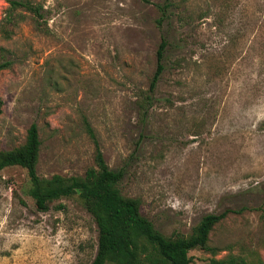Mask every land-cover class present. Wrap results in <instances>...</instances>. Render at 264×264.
Returning a JSON list of instances; mask_svg holds the SVG:
<instances>
[{
  "label": "rangeland",
  "instance_id": "obj_1",
  "mask_svg": "<svg viewBox=\"0 0 264 264\" xmlns=\"http://www.w3.org/2000/svg\"><path fill=\"white\" fill-rule=\"evenodd\" d=\"M42 17L0 0V151L41 140L37 173L94 165L87 121L125 196L163 234L189 235L208 213L213 252L264 264V0H29ZM166 69L145 120L162 38ZM20 166L0 170V264H89L97 230L78 194L40 211ZM112 264V263H107Z\"/></svg>",
  "mask_w": 264,
  "mask_h": 264
},
{
  "label": "trees",
  "instance_id": "obj_2",
  "mask_svg": "<svg viewBox=\"0 0 264 264\" xmlns=\"http://www.w3.org/2000/svg\"><path fill=\"white\" fill-rule=\"evenodd\" d=\"M8 2L10 11L21 7L37 17H42L39 7L29 0ZM171 6L170 0L158 5L161 11V17L157 19L159 25L168 18ZM169 48L168 40L163 37L157 49L156 69L151 77L148 92L137 101L141 120H145L153 104V91L166 69L165 58ZM3 66L5 65L1 64L0 69ZM84 128L94 146V165L87 167L83 175H38L36 169L41 140L35 123L29 126L22 145L0 151V170L15 165L26 170L31 184L29 195L40 211H46L54 200L73 194L79 195L97 230L96 253L89 264H191L189 251L200 248L213 252L214 249L208 245L212 228L229 213H241L247 208L225 209L220 213L205 214L189 235L167 236L142 214L138 198L121 193L119 183L123 178L124 169H111L108 166L95 132L87 121H84ZM258 209L264 226V205ZM209 264L251 263L243 257L227 255L223 258L212 257Z\"/></svg>",
  "mask_w": 264,
  "mask_h": 264
}]
</instances>
